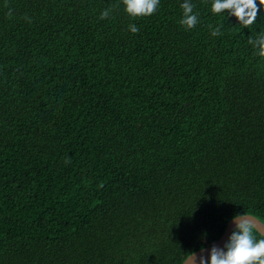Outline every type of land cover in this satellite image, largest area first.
I'll use <instances>...</instances> for the list:
<instances>
[{
    "label": "trees",
    "instance_id": "obj_1",
    "mask_svg": "<svg viewBox=\"0 0 264 264\" xmlns=\"http://www.w3.org/2000/svg\"><path fill=\"white\" fill-rule=\"evenodd\" d=\"M190 2L192 29L184 0H0V264H181L264 224V10Z\"/></svg>",
    "mask_w": 264,
    "mask_h": 264
},
{
    "label": "clouds",
    "instance_id": "obj_2",
    "mask_svg": "<svg viewBox=\"0 0 264 264\" xmlns=\"http://www.w3.org/2000/svg\"><path fill=\"white\" fill-rule=\"evenodd\" d=\"M124 10L131 17L148 16L154 13L159 4V0H121ZM260 9L256 0H213L211 11L213 13H223L225 10L235 16L238 23L244 27L252 25L259 10H264V0H259ZM119 5L110 9H105L100 14V19L109 18ZM183 10L180 25L186 29H192L198 22V15L193 12L194 5L190 0H184L181 4ZM8 15H12L11 9ZM211 29L212 36L220 34V26ZM128 30L137 33L139 29L131 24ZM248 43L256 50V54L264 58V32L259 33L255 38H249ZM69 161H65L68 163ZM233 229L230 232L223 247L215 243L206 250L203 245L200 247V254L189 252L184 259V264H264V239H255L253 229L260 231L255 218L245 213H236L231 218ZM264 234V233H262ZM207 251V256L204 255Z\"/></svg>",
    "mask_w": 264,
    "mask_h": 264
},
{
    "label": "water",
    "instance_id": "obj_3",
    "mask_svg": "<svg viewBox=\"0 0 264 264\" xmlns=\"http://www.w3.org/2000/svg\"><path fill=\"white\" fill-rule=\"evenodd\" d=\"M246 215H249V216L254 217L253 215H250V214H246ZM254 218H255V221L257 223V227L260 229V231H257L256 229L255 230L257 232H259L261 235L264 236V234H262V233H264V224L261 221H259L256 217H254ZM233 227H234V225L232 224V221L230 219L229 222H228V224H227V226H226V228H225V230H224V232L222 233V235L220 236V238L215 242V244L217 246L223 247V244L226 242V240H227L228 236L230 235V232L233 229ZM209 247H210V245L204 246V248L206 250ZM194 252H196L199 255L200 254V248L197 249V250H195ZM204 255L207 256V251H205ZM181 264H184V260L182 261Z\"/></svg>",
    "mask_w": 264,
    "mask_h": 264
}]
</instances>
